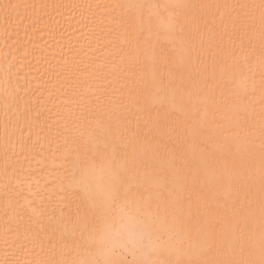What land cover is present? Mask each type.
Returning a JSON list of instances; mask_svg holds the SVG:
<instances>
[{"label":"snow or ice","instance_id":"snow-or-ice-1","mask_svg":"<svg viewBox=\"0 0 264 264\" xmlns=\"http://www.w3.org/2000/svg\"><path fill=\"white\" fill-rule=\"evenodd\" d=\"M0 37V264H264V0H0Z\"/></svg>","mask_w":264,"mask_h":264},{"label":"bare ground","instance_id":"bare-ground-1","mask_svg":"<svg viewBox=\"0 0 264 264\" xmlns=\"http://www.w3.org/2000/svg\"><path fill=\"white\" fill-rule=\"evenodd\" d=\"M20 37H21L22 41L25 43H27L29 38H31V40L35 42V44L37 45L38 48L44 46V42L40 39V36L38 34L30 33L28 36H26L24 34V32L21 31ZM9 43H11V41ZM5 51H6V48H5L4 38L0 37V57L3 56V53ZM0 91H2V88H0Z\"/></svg>","mask_w":264,"mask_h":264}]
</instances>
